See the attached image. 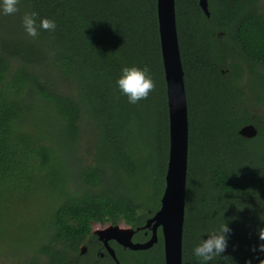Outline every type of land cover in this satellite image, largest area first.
Returning a JSON list of instances; mask_svg holds the SVG:
<instances>
[{"label":"trees","instance_id":"1","mask_svg":"<svg viewBox=\"0 0 264 264\" xmlns=\"http://www.w3.org/2000/svg\"><path fill=\"white\" fill-rule=\"evenodd\" d=\"M175 2L189 112L183 264H199V236L225 221L228 245L208 264H257L264 3L208 0L207 15L199 0ZM31 11L55 19V31L28 37L21 18ZM123 65L147 66L155 81L135 104L115 86ZM246 124L257 134H241ZM169 148L157 0H19L16 13L0 15L2 246L14 247L13 234L32 227L25 264H93L82 249L96 245L94 221L125 222L134 241L147 240L143 226L161 206ZM158 234L146 249L114 241L121 264H165Z\"/></svg>","mask_w":264,"mask_h":264},{"label":"water","instance_id":"2","mask_svg":"<svg viewBox=\"0 0 264 264\" xmlns=\"http://www.w3.org/2000/svg\"><path fill=\"white\" fill-rule=\"evenodd\" d=\"M199 3L205 13L210 15L208 0H199ZM157 14L169 108L170 148L166 185L161 197L160 208L143 226L151 229V236L147 240L134 241L133 234L136 229L130 225L128 228H122L120 223L112 224L110 222L111 228L105 233L93 230L105 242L117 264H121V262L115 249L109 244L110 239H116L124 247L146 249L158 241L159 228H161L163 235L165 264H183V229L189 154V112L185 72L177 29L175 0H157ZM257 131L254 124H246L240 129V133L246 136H254ZM84 247L82 251H84Z\"/></svg>","mask_w":264,"mask_h":264},{"label":"clouds","instance_id":"3","mask_svg":"<svg viewBox=\"0 0 264 264\" xmlns=\"http://www.w3.org/2000/svg\"><path fill=\"white\" fill-rule=\"evenodd\" d=\"M18 5L19 0H0V15L16 13ZM38 15L36 11H31L26 12L21 18L23 31L28 37L37 38L41 30L53 32L57 27L55 19L41 17L37 20ZM115 86L120 93L126 96L129 103L135 104L148 97L156 85L147 66L123 65L115 79ZM256 231L258 241L251 246V251L259 256L257 264H264V255H262L264 254V225ZM231 232L230 225L225 221L206 230L204 233H207V238H202L200 235L198 243L192 248V253L198 259L199 264H208L214 257L224 253ZM245 264H252L251 258L246 259Z\"/></svg>","mask_w":264,"mask_h":264},{"label":"rangeland","instance_id":"4","mask_svg":"<svg viewBox=\"0 0 264 264\" xmlns=\"http://www.w3.org/2000/svg\"><path fill=\"white\" fill-rule=\"evenodd\" d=\"M262 2L264 3V0H262ZM120 226L122 228H128L129 227V225L125 222H121ZM110 228H111L110 222H107V223H100V222H96V221L93 222V230L95 232L100 231L101 233H105ZM31 229H32V227L29 229L27 227L24 229L19 228L13 234V237H14L13 246L14 247H9V246L4 247L0 243V264H25V260L27 259V254H26L27 249H25V247H26V244L33 242V240H32V238L24 240V238H26L27 235L30 236V233H32ZM0 240H2V238ZM84 248H86V247H84ZM17 249H19V250H17ZM40 262L44 263L45 258L41 257Z\"/></svg>","mask_w":264,"mask_h":264},{"label":"flooded vegetation","instance_id":"5","mask_svg":"<svg viewBox=\"0 0 264 264\" xmlns=\"http://www.w3.org/2000/svg\"><path fill=\"white\" fill-rule=\"evenodd\" d=\"M94 234H96V233H94ZM145 234L148 235L149 234V231H146ZM96 236H97V239H95L96 245H93V246L85 245L86 248H85L84 251H82V253H84L85 255H87V258L93 264H98L100 262H101L100 264H106V262H107L108 259L114 260V264H117L116 259L112 256V254L109 252L108 248L106 247L105 242L102 239H100L97 234H96ZM114 241H116L117 243H119L116 239H113L112 238V239L109 240V244L116 251V247L113 245V242ZM119 244H121V243H119ZM116 254H117V251H116ZM94 255L99 256V257L94 258ZM117 257H118V255H117ZM90 258H93V259H90Z\"/></svg>","mask_w":264,"mask_h":264}]
</instances>
